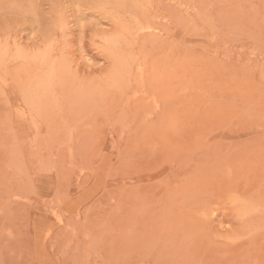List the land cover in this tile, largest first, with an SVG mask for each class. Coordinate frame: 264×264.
Returning a JSON list of instances; mask_svg holds the SVG:
<instances>
[{"label":"rangeland","instance_id":"rangeland-1","mask_svg":"<svg viewBox=\"0 0 264 264\" xmlns=\"http://www.w3.org/2000/svg\"><path fill=\"white\" fill-rule=\"evenodd\" d=\"M0 264H264V0H0Z\"/></svg>","mask_w":264,"mask_h":264},{"label":"bare ground","instance_id":"bare-ground-1","mask_svg":"<svg viewBox=\"0 0 264 264\" xmlns=\"http://www.w3.org/2000/svg\"><path fill=\"white\" fill-rule=\"evenodd\" d=\"M109 2H111V1H109ZM143 2V1H142ZM109 4H111V3H109ZM102 8V7H101ZM157 10V9H156ZM111 11V10H110ZM152 19V18H151ZM168 19V18H167ZM117 20V19H116ZM119 20V19H118ZM144 20V19H143ZM154 21V20H153ZM121 23V22H120ZM142 25V24H141ZM175 25V24H174ZM147 28V27H146ZM150 29V28H149ZM123 30V29H122ZM144 30H145V28H144ZM143 30V31H144ZM146 30H148V29H146ZM156 31V30H155ZM122 32V31H121ZM164 32V31H163ZM167 32V31H166ZM107 37V36H106ZM125 37V36H124ZM128 37V36H127ZM116 38H118V37H116ZM124 39V38H123ZM109 40V39H108ZM116 41V40H115ZM132 41V40H131ZM136 41V40H135ZM133 42V41H132ZM137 43V42H136ZM123 45V44H122ZM133 45V44H132ZM137 46V45H136ZM131 48V47H130ZM129 49V48H128ZM120 51V50H119ZM125 55V54H124ZM129 60V59H128ZM123 62V61H122ZM126 64V63H125ZM128 64V63H127ZM130 64V63H129ZM118 68V67H117ZM138 70V69H137ZM136 70V71H137ZM123 71V70H122ZM109 77H111V76H109ZM119 77V76H118ZM108 78V77H107ZM113 79V78H112ZM118 79V78H117ZM93 81V80H92ZM91 81V82H92ZM96 81V80H95ZM103 82V81H102ZM104 83V82H103ZM45 88H47V87H45ZM90 90V89H89ZM87 91V90H86ZM49 92V91H48ZM77 92V91H76ZM48 94V93H47ZM157 95V94H156Z\"/></svg>","mask_w":264,"mask_h":264}]
</instances>
